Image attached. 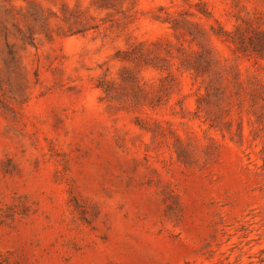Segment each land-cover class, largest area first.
<instances>
[{
	"label": "rangeland",
	"instance_id": "1",
	"mask_svg": "<svg viewBox=\"0 0 264 264\" xmlns=\"http://www.w3.org/2000/svg\"><path fill=\"white\" fill-rule=\"evenodd\" d=\"M0 264H264V0H0Z\"/></svg>",
	"mask_w": 264,
	"mask_h": 264
}]
</instances>
